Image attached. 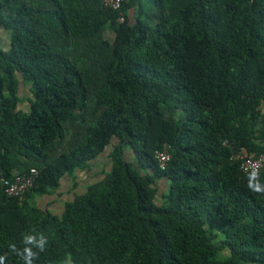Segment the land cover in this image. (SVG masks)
Instances as JSON below:
<instances>
[{
	"label": "trees",
	"instance_id": "1",
	"mask_svg": "<svg viewBox=\"0 0 264 264\" xmlns=\"http://www.w3.org/2000/svg\"><path fill=\"white\" fill-rule=\"evenodd\" d=\"M103 1L0 0V175L37 171L0 186V256L42 233L34 264H264V194L233 158L264 151V0H122L123 23Z\"/></svg>",
	"mask_w": 264,
	"mask_h": 264
},
{
	"label": "built area",
	"instance_id": "2",
	"mask_svg": "<svg viewBox=\"0 0 264 264\" xmlns=\"http://www.w3.org/2000/svg\"><path fill=\"white\" fill-rule=\"evenodd\" d=\"M121 4L122 0L103 1V6L105 8L118 12V23H123L125 21V17L121 11ZM154 157L159 167L164 169L170 160L167 147L164 146L161 150L156 151ZM233 158L235 160H240V170L248 177L251 172H257V175L253 179H256L260 172L264 170V151L257 157H246L237 154ZM36 176L37 171L35 169H31L28 173L23 175H15L11 179H7L0 175V186L4 188V191L8 196L19 197L32 188Z\"/></svg>",
	"mask_w": 264,
	"mask_h": 264
},
{
	"label": "clouds",
	"instance_id": "3",
	"mask_svg": "<svg viewBox=\"0 0 264 264\" xmlns=\"http://www.w3.org/2000/svg\"><path fill=\"white\" fill-rule=\"evenodd\" d=\"M256 175V171L249 174L247 187L254 193L264 194V186H261L259 183H253V178ZM21 244L23 245L22 248H17L15 244L9 245V248L21 259L22 264H34V261L39 258V253L45 251L48 239L42 233L38 235L25 234L22 237ZM5 260V256H0V264H5ZM61 264H72L71 257L66 256L65 260L62 261Z\"/></svg>",
	"mask_w": 264,
	"mask_h": 264
},
{
	"label": "crops",
	"instance_id": "4",
	"mask_svg": "<svg viewBox=\"0 0 264 264\" xmlns=\"http://www.w3.org/2000/svg\"><path fill=\"white\" fill-rule=\"evenodd\" d=\"M0 31H3L2 29H0ZM4 32V31H3ZM4 45H7L6 42L8 41L7 39H3L2 40ZM99 163V160L97 161ZM95 173L92 172H84V173H78L77 174V178L74 177H65L63 179V182L66 181L67 184H65V188L62 189L61 188L55 193V196L53 197L54 199L57 198V201L54 202V207L51 206L50 209L54 210V212H57L59 210H61L62 206H61V200L63 197L69 198L68 200H71L72 196L74 194H80L83 193L85 190V187L96 181V176H94ZM96 177V178H95ZM65 200V199H64ZM66 200L64 202H66ZM63 202V203H64ZM46 205L48 204L47 202L45 203ZM45 205V206H46Z\"/></svg>",
	"mask_w": 264,
	"mask_h": 264
},
{
	"label": "rangeland",
	"instance_id": "5",
	"mask_svg": "<svg viewBox=\"0 0 264 264\" xmlns=\"http://www.w3.org/2000/svg\"><path fill=\"white\" fill-rule=\"evenodd\" d=\"M8 36H9V34L7 33V32H3V31H0V48L1 49H6L7 48V46H9L8 45V41L6 42V44L7 45H4V43H3V39H7L8 38ZM22 90V93H24V94H26L27 93V91L26 90H23V89H21ZM26 104L24 103V104H22L21 105V108H27V105L25 106ZM107 169V168H106ZM108 170V169H107ZM99 179V177L98 178H96V180H98ZM61 183H62V181H61ZM65 184H67L66 183V181H64L63 182V186H62V189H64L65 188ZM89 185V184H88ZM159 187H160V189L162 190L163 188H162V186L161 185H159ZM55 196V194H53V195H51V196H45V197H41L40 199H38V204H39V206H45L46 204V202L47 203H53L54 204V202H56L57 201V198H53ZM66 200V197H63L62 198V202H61V206H63V202ZM69 198H67V200H68ZM66 200V201H67ZM53 207H54V205H53Z\"/></svg>",
	"mask_w": 264,
	"mask_h": 264
}]
</instances>
